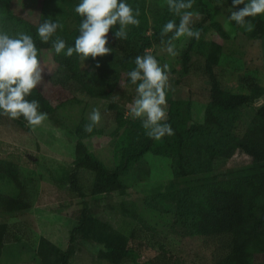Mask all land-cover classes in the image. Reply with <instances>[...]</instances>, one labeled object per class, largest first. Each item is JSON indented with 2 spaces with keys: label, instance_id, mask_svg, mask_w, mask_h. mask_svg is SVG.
<instances>
[{
  "label": "rangeland",
  "instance_id": "rangeland-1",
  "mask_svg": "<svg viewBox=\"0 0 264 264\" xmlns=\"http://www.w3.org/2000/svg\"><path fill=\"white\" fill-rule=\"evenodd\" d=\"M127 2L139 11L140 23L126 28L127 36L133 40L149 37L161 21H179V17L169 11L167 0ZM78 3L79 0L71 4L58 0H12L10 10L24 12L30 18L52 16L66 33L75 36L79 30L78 19L82 18L74 11ZM205 4L208 11L203 12L204 4L193 0L191 11L198 15L193 17L192 26L194 30L207 29L204 42L218 44L215 72L221 74L225 90L233 94H248L239 80L252 78L260 87L254 95L255 101L233 114L219 113L218 126L205 125L204 114L209 104L205 60L191 51L189 72L183 74L180 68L182 56L193 38L181 37L173 41L176 56L167 53V43L149 50L162 66L168 65L166 99L189 100L192 123L202 125L201 131L186 141L191 166L186 168V175L180 177L181 164L173 141H156L148 152L136 156L135 152L148 139L141 121L129 115L128 105L121 124L115 123L108 109L109 91L116 84L117 72L112 53L96 60L81 57V70L93 85L89 94L79 91L62 71H58L54 81L73 90L75 100L72 103L47 116L40 126L27 124V131L10 124L0 127V164H11L10 171L18 176L24 195L6 176L0 177V194L14 199L27 196L31 205L27 210L11 214L0 210V224L18 225L22 230L21 242L7 244L0 264L60 262L71 233L78 226L75 214L80 202L68 192L67 182L71 167L79 159L75 150L77 142L87 146L108 169L119 167L128 154L131 158L120 176L127 189L124 196L116 192L89 195L87 191L94 188L98 180L88 172L80 173L90 208L87 230L93 241L73 246L70 264H101L97 251L112 230L133 231L145 245L167 251L183 264H202L210 258L191 232L190 207L208 184L228 180L235 172L252 165L251 158L239 150L238 143L254 120L255 108L264 105V37L255 38L253 30L237 31L232 25L225 30L229 11L211 1ZM10 10L0 15V31L12 36L26 33L9 17ZM204 18L206 23L199 28L198 23ZM40 56L51 64L50 53ZM93 109L100 111L101 120L93 132L88 133L85 126Z\"/></svg>",
  "mask_w": 264,
  "mask_h": 264
},
{
  "label": "trees",
  "instance_id": "trees-1",
  "mask_svg": "<svg viewBox=\"0 0 264 264\" xmlns=\"http://www.w3.org/2000/svg\"><path fill=\"white\" fill-rule=\"evenodd\" d=\"M67 4L75 0H58ZM203 5V12L208 11L206 1L219 4L224 10L229 11L232 7V0H199ZM12 0H0V15L6 14L11 8ZM244 5H240L242 8ZM207 8V10H205ZM239 8L234 10H239ZM229 15V12H228ZM9 17L19 26L23 27L26 33L31 34L40 49V54L50 53L51 64L42 61L44 68L43 82L37 86L29 99H36L40 103V110L48 115H53L61 107L72 103L75 95L68 85L54 81L55 74L62 71L70 80L73 86L79 91L89 94L93 85L81 70V57L73 54L71 57L63 53L57 55L51 50V41L47 44L41 43L36 35V29L44 19L52 16H39L30 18L24 12L10 10ZM253 25V36L264 37V17L247 18ZM82 18L78 19L80 25ZM56 21V20H54ZM179 23V21H176ZM206 23V19L199 21V28ZM165 21L157 23L152 34L141 36L137 40L128 37L119 40L114 37L113 30L108 33V47L113 49L112 55L117 67L116 84L109 91V111L113 114L116 124H121L124 118L125 107L130 105L136 96L135 86L131 85L127 73L135 68V58L143 55L146 50L164 45L168 42L171 33L162 35V28ZM214 24V23H213ZM231 25L237 31H246V27ZM217 27V26H216ZM220 30L219 26L217 28ZM207 29L200 31V39H194L189 48L184 52L181 62V71L187 74L190 68L191 51L205 60V75L209 82V104L206 107L204 118L206 125L218 126L219 113H235L242 108H248L255 101L254 95L260 91V87L250 77L241 78L240 84L247 89L248 94H233L227 92L221 79V74L215 72V61L218 44L204 42ZM69 35L62 26L56 35L63 38L67 45L73 46L76 36ZM55 37H53L54 39ZM206 58V59H205ZM165 111L167 118L164 121L171 125L174 134L165 136L161 140L173 141L174 152L181 164L178 174L180 177L186 175V168L191 166L187 153L186 141L188 138L199 133L202 125L192 123L188 113L189 100L167 98ZM19 127L23 131L28 130L27 121L21 117L12 119L5 114H0V127L2 125ZM157 140L148 137L147 141L135 152L136 156L149 151ZM238 148L249 156L252 165L233 174L225 181H218L208 184L204 193L190 207L192 220L190 229L201 242L203 253L206 251L210 258L203 260L202 264H264V105L255 108L253 122L241 137ZM75 150L79 155L78 161L71 167L67 176L68 192L72 197L79 199V208L76 212L78 226L72 231L67 249L62 252L58 264H70L74 256L73 246L90 242L92 236L88 232L90 220V208L85 199L86 192L82 185V172H88L97 178L98 182L94 188L87 191L89 195L118 193L126 195L127 189L121 183L120 176L125 172L128 159L126 155L121 165L116 169L104 167L89 152L87 146L77 142ZM213 155V154H212ZM130 160V159H129ZM11 164L4 166L0 164V177L6 176L23 192L22 184L17 175L10 169ZM9 170V171H8ZM31 207L27 196L24 198H10L0 194V210L3 213L11 214L27 210ZM22 230L18 225L0 224V261L6 251L7 244L14 241L21 242ZM98 257L101 264H183L167 251H157L151 246L141 242L133 231L123 232L112 230L108 238L101 243L98 249Z\"/></svg>",
  "mask_w": 264,
  "mask_h": 264
},
{
  "label": "clouds",
  "instance_id": "clouds-1",
  "mask_svg": "<svg viewBox=\"0 0 264 264\" xmlns=\"http://www.w3.org/2000/svg\"><path fill=\"white\" fill-rule=\"evenodd\" d=\"M240 5H244L239 8ZM171 13L179 17V23L169 20L162 28V35L171 33L166 45L170 56H176L174 40L181 37L200 39V31L193 29V17L198 15L191 11L193 0H167ZM239 8V10H234ZM74 11L82 17L79 34L74 45L57 36L62 25L49 19H44L36 29V35L43 44L51 41V50L67 57L77 54L88 60H96L113 52L108 47V33L113 30L114 37L123 40L127 38V26H137L139 11L134 10L127 0H79ZM264 16V0H232L229 15L225 20V30L231 23L246 27L251 31L253 25L247 18ZM119 26L116 28V26ZM53 37H55L53 39ZM40 49L31 34L18 33L15 36L0 31V114L12 119L23 117L33 127L40 126L47 119V113L40 110L36 99H29L33 91L43 82L44 68ZM96 67H100L97 62ZM168 65H161L157 58L148 50L135 58V68L127 73L131 85L135 86L136 96L131 101L129 115L141 121L149 138L161 140L174 134L167 118L166 86L168 81ZM85 131L92 133L101 120V113L93 109Z\"/></svg>",
  "mask_w": 264,
  "mask_h": 264
}]
</instances>
